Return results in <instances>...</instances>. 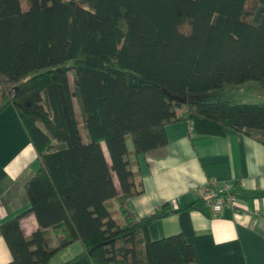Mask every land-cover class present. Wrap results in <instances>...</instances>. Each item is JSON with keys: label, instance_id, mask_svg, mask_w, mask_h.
Listing matches in <instances>:
<instances>
[{"label": "trees", "instance_id": "1", "mask_svg": "<svg viewBox=\"0 0 264 264\" xmlns=\"http://www.w3.org/2000/svg\"><path fill=\"white\" fill-rule=\"evenodd\" d=\"M23 1L0 0V112L15 109L38 167L27 211L0 224L7 264H49L76 241L81 251L59 264H197L192 205L141 217L128 208L143 192L137 157L166 145L177 122L264 144V102L207 99L264 87V0L251 11L249 0ZM27 212L37 226L25 236ZM171 213L181 231L150 239L151 223Z\"/></svg>", "mask_w": 264, "mask_h": 264}, {"label": "crops", "instance_id": "2", "mask_svg": "<svg viewBox=\"0 0 264 264\" xmlns=\"http://www.w3.org/2000/svg\"><path fill=\"white\" fill-rule=\"evenodd\" d=\"M165 133L166 145L137 157L143 192L127 200L132 214L141 217L165 203L170 209L192 205L186 240L197 264H264V144L233 129L221 136L190 134L186 122L165 126ZM37 167L35 148L17 112L8 105L0 112V224L27 211L25 184ZM207 183L215 189L230 184L236 205L214 214L200 194ZM36 226L32 212L21 217L25 236ZM181 229V215L171 213L152 222L148 234L156 240ZM49 236L55 244L51 231ZM81 249L76 241L53 257L66 251L61 254L65 258ZM10 261L0 236V264Z\"/></svg>", "mask_w": 264, "mask_h": 264}, {"label": "rangeland", "instance_id": "3", "mask_svg": "<svg viewBox=\"0 0 264 264\" xmlns=\"http://www.w3.org/2000/svg\"><path fill=\"white\" fill-rule=\"evenodd\" d=\"M253 3L254 0H249L246 9L251 11ZM21 5L23 8H25V3L23 0L21 2ZM180 30L183 32H187L189 30L188 24L181 25ZM225 97L231 98L238 102H264V87H261V85L255 81H250L242 85H234L222 89H217L211 92L210 95L207 96V99L217 100ZM68 251L69 253H72L70 252V250ZM60 252L50 260L49 264H57L59 261H66L77 254L76 252L74 254L66 255L65 258H61V254L66 251Z\"/></svg>", "mask_w": 264, "mask_h": 264}, {"label": "built area", "instance_id": "4", "mask_svg": "<svg viewBox=\"0 0 264 264\" xmlns=\"http://www.w3.org/2000/svg\"><path fill=\"white\" fill-rule=\"evenodd\" d=\"M230 187L228 183H223L216 189L210 183L201 187L200 194L214 214L219 213L226 206L236 205V198L230 192Z\"/></svg>", "mask_w": 264, "mask_h": 264}]
</instances>
